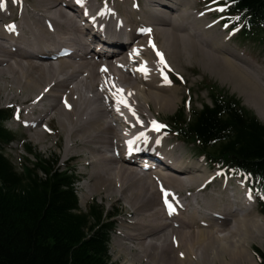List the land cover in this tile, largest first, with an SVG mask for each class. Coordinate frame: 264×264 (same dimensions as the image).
I'll use <instances>...</instances> for the list:
<instances>
[{"label":"bare ground","instance_id":"1","mask_svg":"<svg viewBox=\"0 0 264 264\" xmlns=\"http://www.w3.org/2000/svg\"><path fill=\"white\" fill-rule=\"evenodd\" d=\"M141 1L142 6L138 9L133 6L130 0L118 1L121 8H125L122 9V14L126 20L122 19L121 12H111L109 2V5L104 3L102 6L93 5L92 8H89L90 4H96V0H34L33 3L30 1L33 8L38 9L37 7H39L40 14H36L34 17L44 16L42 19L44 27L36 19L29 18L23 11L18 21L6 26V32L0 28V66L7 64L6 68H0V75L5 73V76L7 75L1 84L3 88L0 87V90L4 91L0 95V105L5 108L16 106L20 111L25 112V129L28 131L26 135L35 134L33 137L31 136L35 140L38 139L36 136L38 133L49 140L55 139L51 138L46 130L47 127H52L50 118L55 116L53 119L60 128L54 135L57 134V137L63 139L64 157L67 159L86 157L88 181L85 183L84 196L87 201L89 198L98 196L96 194L89 196L87 193V186H91L95 179L94 188L89 190V193L95 192L97 187L98 190H105L106 198L111 194L115 195L113 198L120 195L121 199L129 205V207L127 206L129 211L130 207L134 209L140 205L139 213H137L146 214L140 218L139 223H131L132 227H136L132 233H125V237L130 242L135 241V245L134 247H121L124 253L131 254L132 262L138 261L140 255V262L144 259V264H252L244 243L247 241V237L253 234V230L255 233L253 236H264V223L258 224L255 220H251L253 219L249 212L251 205L243 201L239 202L238 197L225 186L219 188L218 192L221 193L215 192L214 196L200 202L197 199L198 196H201L200 192L206 187L214 188L212 177L205 179L198 187L200 190H197L196 193L191 191L195 195L185 192L187 200L180 198L181 193L171 188L179 189L180 185L181 188L192 190L200 178L196 174L192 175L186 172L185 167L187 165L191 171L199 169V172L202 170L198 166L199 164L192 166L181 157L171 154V147L167 148L168 151H163L166 150L163 146L167 143L159 141L162 136L160 132L156 133L150 129L151 124L157 125L154 124V122L157 123L156 119L147 123L148 125L140 131L135 129L134 131L138 132L136 136H131L124 131V128L136 124L134 121L128 126L125 125V123L128 124L129 119L121 106L125 101L133 98L131 95L136 96L132 100L133 103L137 101L138 104H142L143 101H149L155 109L158 108L164 112L172 110L175 92L165 85L158 84L160 79L157 83L154 79L157 78L155 77L156 72L158 73L157 69L170 65L168 61L173 64L179 63L177 54L180 51L176 48L178 52H174V49L180 40L174 36L166 39L167 31L161 28L168 26L175 31L176 28L192 27L185 20L178 27L174 24L175 20L173 22L166 21L170 11L172 13L179 11V20L180 17L181 20L182 17H188L186 10H181L180 2L177 0ZM139 2L136 1V4L139 5ZM22 4H28V0ZM190 4H192L191 1L189 7ZM17 6L7 2L0 3V21L7 19L9 8H11V15L16 14L19 10ZM139 11H145V17H147L145 20L143 16L134 20V14H138ZM188 13L193 18L194 26L204 25H202V31L207 23L210 24L209 22L203 23V17L195 16L189 11ZM23 17H27V19L23 20ZM82 21L90 23L89 25L87 23V26L100 31L109 38L111 43L122 45L129 41L130 35L133 38L128 45L121 46L120 52L115 55H105L95 46L97 56L95 55L96 58L89 61L88 56L93 52L94 41L89 39L87 30L82 28ZM157 28L162 43L168 42L169 47L163 49L159 41H157V46L152 41L153 35L158 34L155 33ZM196 29L194 31L197 33ZM119 34L122 35L120 38L122 41L117 42L115 38ZM216 34L221 35L220 33ZM227 37L222 39L223 43L228 40ZM200 38L203 40V44L200 45L213 50L216 54V56H212L200 53V62L204 63V68L215 72L221 78L228 79L234 86L233 90L245 95L248 101L258 106V113L264 119V85L258 84V79L255 76L238 63H234L232 58H236L232 53H227V51L218 54L222 42L218 41L217 36L216 38L212 37L208 32ZM184 40L185 42L182 44L187 47L185 51H188L189 54H197L198 48L201 51V47L194 46L193 40L191 42L187 39ZM61 49L72 51V55L67 58L57 57L56 54ZM154 51L163 56L161 66L154 58ZM48 55L50 58H42ZM221 55L226 56L221 57ZM133 62H136V65ZM242 64L249 67L247 63ZM135 67L138 68L137 71L134 70ZM100 77H102L101 83L98 82ZM158 77H160L159 74ZM263 80L261 81L264 83ZM132 84L134 85L131 87ZM62 89H66L65 97L58 100ZM34 92L39 93L33 99L27 100ZM137 97L140 99L137 100ZM44 98H48V106L45 105ZM33 116L34 119H32ZM137 118L142 121L140 117ZM118 132L123 134L119 152L114 149L111 142L121 141ZM154 138L158 141H153L148 145L150 139ZM162 138L164 139V136ZM158 142H161L162 145L157 146ZM109 146L112 147L110 153L114 154V157L105 155L109 152ZM127 150H139L143 154H145L143 151L152 152L155 155L154 160L147 155L144 157L148 158L151 163L148 160H138L133 153L125 155ZM176 150L178 151V149ZM161 159L172 160L178 164V167L175 163L170 165L177 170V173L153 169V164H158L157 162ZM89 165H92L91 176ZM147 171L152 172L155 176L156 184L152 182L153 185H159L157 189L164 221L156 210L154 192L157 189L152 191L150 182L142 176V173L145 174ZM179 174H182L184 178L175 179L174 176ZM162 176L163 179H161ZM113 177H120L121 185L117 190H115L117 182L114 183V188L112 187ZM176 180L178 181L176 182ZM164 181L171 188H166ZM190 197L198 207H190L189 202L192 200L189 199ZM135 201L137 202L134 203ZM219 202L223 204L219 205ZM198 209L206 220L197 221V223L204 229L190 231L189 228L195 225L193 223L188 225L187 222L194 220ZM211 210H217L216 213L220 219L209 218L207 212ZM233 214L238 215L234 218L232 227L226 228L224 235H218L222 232L223 223ZM173 217L176 219L174 223H171ZM245 219L250 220L243 221ZM132 220L130 218V221ZM214 222L219 226L207 230L206 228ZM228 225L225 223L224 228ZM121 227L122 225L118 229H122ZM168 229H170V234L166 236L165 231ZM119 230L115 232L119 234ZM154 236L161 241L157 243ZM144 239L147 240L143 241ZM114 241L120 242L125 239L118 240L117 237ZM132 250L135 253L132 254ZM172 253L176 255V259H172Z\"/></svg>","mask_w":264,"mask_h":264},{"label":"trees","instance_id":"2","mask_svg":"<svg viewBox=\"0 0 264 264\" xmlns=\"http://www.w3.org/2000/svg\"><path fill=\"white\" fill-rule=\"evenodd\" d=\"M219 1L243 27L241 40L264 49V0ZM209 100L189 115L177 112L174 133L211 166L253 179L254 191L264 198V125L221 91L211 88ZM6 118L0 110V264H112V217L95 205L80 211L78 178L73 169L57 168L56 158L44 159L24 146L34 160L25 159L17 171L4 154L14 138L3 126ZM258 254L264 264V254Z\"/></svg>","mask_w":264,"mask_h":264},{"label":"rangeland","instance_id":"3","mask_svg":"<svg viewBox=\"0 0 264 264\" xmlns=\"http://www.w3.org/2000/svg\"><path fill=\"white\" fill-rule=\"evenodd\" d=\"M30 1L33 3L34 0H28V4H22L25 2V0H19V1L18 0H10L9 3L14 4V6L18 5L17 7L19 8V10H17L16 14L11 15V10H10L11 8H9V10L7 12V14H8L7 19H5L4 21H0V28L6 32L7 31L6 26L10 23L14 24V22L18 21L21 14L23 13V11L26 12V14L29 18L36 19L37 22L40 23L44 27L43 22H42V19L44 16L34 17L36 14H40V12L38 10L39 7L36 6L38 9L33 8L31 6ZM115 1L114 0H96V4H93V3L90 4L89 8H92L93 5L102 6L104 3L108 4V2H109L112 13L119 11L122 14V9H125V8H121V6L118 4V1L120 2V0H117L116 2ZM130 1L133 3V6L136 8H139L140 6H142L141 0H135V1L130 0ZM136 1H138V2L140 1L139 5L135 4ZM177 1L180 2L179 6L181 7V10L182 9L186 10L188 17H184V18L182 17V20L180 17V20H179V17H178L179 11H177L175 13H172V11H170V12H168L166 21L173 22L175 20L174 24H176L177 25L176 27H178V25L180 23L184 22V20H185V21L189 22L192 25V27L189 28L188 26H185L182 29L176 28L175 31L171 30L172 27H168V26L161 28V29H166V31H167V38L166 39L172 38V36H174V38L180 40L179 44L176 45L174 52H178V51H176V48L179 49L180 53L177 54V57H178L179 63H180V61H181V63L180 64L179 63L173 64V63L168 61V64H170V65L169 66L167 65V67L169 69H166V68L157 69L158 73L156 72V74H155L156 75L155 77H157V78L154 79L156 81V83L160 79L158 84L165 85V87H167L168 89H172L175 92L173 95V99H175V100L172 104V110L169 112H164L163 110H159L158 108L155 109L153 107V105L151 104V102H149V101H143L142 104L141 103L138 104L137 101L133 103L132 100L136 96L131 95L133 98H130L129 100L125 101L121 106H122V110L126 113V116L129 119L128 124L125 123V125L128 126L129 123L134 122V121L136 124L130 125L129 127H126V128L123 127L124 131L131 136H136L138 134V132H135L134 130L136 129V131H140V130L144 129V126L148 125L150 123V121H153V119H156L157 124L160 123V125H168L169 126L171 124L170 123L171 117L175 113H177L181 109H183L182 107H183L185 101H186V105H185L186 110L185 111L187 113L190 111V109H200L203 104L210 105L208 94H209L211 87L215 88L216 90H221V91L227 93L232 98H235L236 100H238V102H240L241 105L247 111L255 114L257 116V118L259 119V121L262 122L264 125V119L258 113V106L255 103L248 101V99L245 95H242L239 92L233 90L234 86L228 79L221 78L215 72H211V71L205 69L204 63L200 62L199 55L201 56L200 53H202V52H203L202 55H204V53H205L208 55H212V56L215 55L216 56V54L213 52V50H210L207 47L200 45V44H203V40H202V38H200V36L210 32V35L212 37L216 38V36H217L218 41L222 42V39H224V37H226L227 35H231V33L233 31L229 25L222 22L223 17L221 16V14H219L221 10L218 7V5L213 4V3L210 4L209 0H190L192 4H190V7H189V3H190L189 0H177ZM19 2H20V4H18ZM151 2H152V0H151ZM188 7H189V9H188ZM14 10H13V13H14ZM193 10H194V12H193ZM132 11H134V10H132ZM188 11L195 16L196 15L203 16V23L204 22H210V23L215 24L214 25L215 27H211L212 25L207 23L205 25V27H203V31H202V25L203 24L200 25L199 27L194 26L193 20H192L193 18L190 17V14L188 13ZM145 15H146L145 11H141V12L139 11L138 14H134V20H137L136 18H139L140 16H143L144 20H145V18H147V17H145ZM132 17H133V15H132ZM26 19H27V17H23V20H26ZM122 19L126 20V18L123 16V14H122ZM147 21H145V22H147ZM158 28L155 29V33H158V34L153 35L152 41L155 42L156 46H157V41H159L161 43L163 49L169 47L168 42L162 43V38L160 37L161 35H159ZM195 28H197L196 31H197L198 35L194 31ZM208 28H210V29L207 32H205ZM216 33H221V35H218ZM199 38L201 39V41H199L200 40ZM184 39L190 40V42H191V40H193L194 46L195 47H201V51L199 50L200 48H198L197 54H195V55L189 54L188 51H185V49H187V47L182 44L183 42H185ZM183 50H184V52H182ZM223 52L232 53L233 56L236 58V59H234L231 57L233 62L238 63L240 66H242L243 68L248 70V72L250 74L255 76V78L258 79V84L264 85V83L261 81L264 79V51L261 48H257L253 44L240 42L239 37L237 36V33H235L229 39L228 42L227 41L225 43L222 42V46H221V49L218 50V54H221ZM181 56H183V57H181ZM190 56H192V57H190ZM193 56H195V57H193ZM224 56H226V55H224ZM224 56L221 55V57H224ZM70 60L75 61L73 59H70ZM33 62H35V61H33ZM242 63H247L249 65V67L244 66ZM133 64L136 65V62L135 63L133 62ZM2 66H0V68L4 69V68H6L7 64H5V66L4 65H2ZM158 67H159V65H158ZM155 69H156V67H155ZM161 70L169 78V82H167V83L171 87L168 84L163 83V82L167 81V77L164 75V73H163L164 77L162 76ZM5 74L0 75V87H2L1 84H2L3 79H5L7 76V75L5 76ZM158 74H159V76L161 75L162 77L161 76L158 77ZM101 78L102 77H100V79H98L99 83L102 82ZM170 79H173V83H170ZM47 81H49V80L47 79ZM47 81H46V83H48ZM133 85L134 84H132L130 86L132 87ZM86 91H88V90H86ZM166 91L168 92V90H166ZM3 92H4L3 90H0V95H2ZM65 92H66V89L65 90L62 89L60 96L57 99L58 100L64 99L65 94H66ZM38 93L39 92H34L31 96H29L27 98V100L33 99ZM137 95H139V94H137ZM44 99H45V105L48 106V104H49L48 98H44ZM136 99L139 100L140 97H137ZM105 104H106V102H105ZM106 106H107V104H106ZM145 106H147V107L145 108ZM9 107H11L13 109L11 111L13 112L14 116L13 117L11 116L10 120H8L5 123V127L10 132H12L14 134L15 141L9 147L5 148L4 153L8 157V159L12 162V164L16 168V170L20 171L21 166L26 164L25 157L27 158V155L25 154V152L23 150L24 149L23 147L26 145H30L35 150V152L37 154H40L41 156H43L45 158L57 157L59 159V166L61 167V169H65L66 167H71L72 169H75L76 173L79 177V180H80V182L77 184V194H78L79 205H80L81 211L86 212L90 205H97L98 207L103 208L108 213H114L115 211L117 212V216L114 219L115 227L111 233L110 243H109V255L111 258V262L113 264H144L145 263L144 259L142 262H140V259H141L140 255H139L138 261H136L134 263L131 261L132 260L131 254L127 255L126 253H124L121 250V247H127V246L134 247V245H135V241L130 242L127 239V237H125V235H126L125 233L126 232L132 233L136 227H132L131 223H133V224L139 223L140 218H142V216L146 214V213H142L141 215L138 214L139 213L138 210L140 209V205H137L134 209H132L130 207V211H129V209L127 208V206L129 207V205L126 202H124L123 199H121L120 195L115 197V198H119L117 200L115 198H113L115 196L114 194H111L110 196H108L106 198L105 197V190H98L97 187L95 188V192L89 193V190L94 188L93 185L96 183L95 179H94V183L91 186H89V185L87 186V193L89 196H93L95 194L98 196H94L93 198H89L87 201V199L85 198L86 196H84L85 195V183L88 181L87 175H86V173L88 172V167L86 165V157L85 156H83V158L71 157L68 159L64 157L63 139L57 137V134L54 135V133H57L58 129L60 128V126L58 128V126H57L58 123L56 124L55 120L53 119L55 116H52L50 118V123L52 124V127L50 129H52V130L47 129L48 133L52 134V135H50V137L55 138V139L49 140V139L45 138L42 134L38 133V134H36V136H38V139L35 140L32 138L35 134H32L30 136L26 135L28 133V131L25 129L26 126H24L25 125L24 121L26 119L25 112L20 111L19 108L16 106H7L5 108V106L0 105V108H4V109H8ZM51 115H53V114H51ZM19 116H20V118H19ZM49 116H47V117H49ZM137 117H140V119H142V121H140ZM112 126H114L113 123H112ZM118 134H119V139H121V141H119V142L111 141V142L114 146V149L119 152V148L122 145V143H120V142H122L123 134L121 135L120 132H118ZM160 134L162 136H164V139L162 138V136L161 137L159 136L161 139L159 141H162L164 144L167 143L165 146H163L164 149H166L164 151H168L167 148L171 147L172 148L171 154L181 157L185 161L189 162L192 166H194V165L196 166L199 164L198 166L201 169L206 171V172H203L201 170L198 172L199 169H195L194 171H191L188 168V166L186 165V167H185L186 172H189L192 175L196 174L200 178L199 181L196 184H194L192 190H189V188H186V189L181 188L180 185H179L180 187L178 186L179 189L181 188L180 190L176 189L175 187L171 188L164 181V186L166 188L168 187V188H171L172 190H174L176 192L181 193L180 198L187 200L185 192H191V191L194 192L195 191V193H196L197 190H200L198 187L203 183V181L205 179L215 175V171L210 169L208 167V165L202 159H199V157L197 156V154L194 151V148H192L191 146L184 145V143H182L178 139H176L173 136V134H171L170 136L164 135L162 132H160ZM141 139H144V138H141ZM165 140H167V141H165ZM144 141H146V140L144 139ZM153 141H158V139H155V138L150 139L148 145L152 144ZM168 141L171 143L170 145H169ZM161 145H162L161 142L157 143V146H161ZM176 149H178V151ZM108 150H109V152L106 153L105 155L114 157L115 155L110 153V150H112V147L109 146ZM92 158H93V156H92ZM84 161H85V164H84ZM89 167H90V169H89V172H90L92 165H89ZM203 173H205V174H203ZM150 175H151V177H150ZM90 176H91V172H90ZM142 176L146 177L147 181L150 182L152 191H155V188L156 189L159 188L158 187L159 185L156 186V185H153V183H152V182L155 183V181H154L155 176L152 174V172L147 171V173H145V174L142 173ZM174 177H175V179H183L184 178L182 174H179L178 176L175 175ZM85 178H86V180H85ZM110 178H111V176H110ZM161 179H163V176ZM147 181H145V182H147ZM177 181L178 180H176V182ZM229 181H232L229 184V187L236 188L235 184H234V181H236V180L229 179ZM115 182H117L116 188H115V190H117V189H119V187L121 185L120 177H113V185H112L113 188H114ZM111 183H112V179H111ZM243 183H245V181H243ZM106 186H109V185L106 184ZM222 186L223 185H220V182L219 183L214 182L213 187L215 189L212 187H206V189H204L202 192H200L201 196H198L197 199L200 202H203V199L207 200L208 198L214 196L215 194H213V193H215V192L221 193L220 191L218 192V190ZM187 190H189V191H187ZM158 192H159L158 189L156 192H154L155 193V203L157 204L156 210L158 211L159 217L162 219V221H164L165 219L163 220V218H164L162 215L163 213H161V210H160L161 207H160V198H159ZM195 193L192 194V192H191L192 195H195ZM221 195H223V194H221ZM189 199H192V200H190L191 202H189L191 208L197 206L192 197H190ZM113 201L117 202V203H114ZM240 201L241 200L239 199V202ZM136 202L137 201H135L134 203H136ZM218 204L220 205L223 203L219 202ZM213 207H217V206H213ZM201 208H203V207H201ZM251 209H252V207H251ZM199 210L200 209L197 210V213H196L195 217L193 218L194 220L187 222L188 225L191 223H193V225H195L194 227L189 228L190 231H192V230L196 231L197 229H204V228L200 227V225L197 223V221L202 222V220L205 219L201 215ZM249 212L251 214L250 217H253V219H251V220H255L258 224L264 223V215L259 212L258 204L253 206V210L249 209ZM237 215L238 214H233V215L228 217V220L223 223L222 232L218 235H220V236L222 234L224 235L225 229L226 228L229 229L232 227V225H233L232 222ZM224 217L226 218L227 216H224ZM130 218H132L133 220L130 221ZM175 219H176V217L171 218V223H174ZM246 220H250V219H245L243 221H246ZM225 223H227L229 225L224 228ZM120 224L122 225V227H121L122 229L119 230L118 228H120V226H121ZM218 226H219V224L214 222L211 224L210 227H208L206 229L208 230L210 228H215V227L217 228ZM171 228H173V227H171ZM118 230H119V234H117ZM115 231H117V232H115ZM252 233H253L252 235L247 237V241H245L244 246L246 247V250L250 254L249 256H250L251 263L252 264H258L257 255L255 253H256V251H259V252H262L264 254V236H257V237L253 236L255 234L254 230L252 231ZM169 234H170V229L165 231L166 236L167 235L169 236ZM115 235H116V237H115ZM117 237H118V240L119 239L120 240L125 239V241H120V242H116L117 240L114 241ZM154 239H157V237L154 236ZM145 240H147V239H144L143 241H145ZM159 241H161V240L157 239L156 242L158 243ZM133 253H135L134 250H132V254ZM173 253H175V252H173ZM173 253H172V259H176V255H175L176 253L175 254H173Z\"/></svg>","mask_w":264,"mask_h":264}]
</instances>
